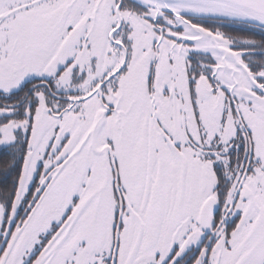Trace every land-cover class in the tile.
Instances as JSON below:
<instances>
[{"label":"snow or ice","instance_id":"obj_1","mask_svg":"<svg viewBox=\"0 0 264 264\" xmlns=\"http://www.w3.org/2000/svg\"><path fill=\"white\" fill-rule=\"evenodd\" d=\"M0 264H264V0H0Z\"/></svg>","mask_w":264,"mask_h":264}]
</instances>
